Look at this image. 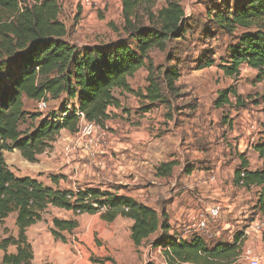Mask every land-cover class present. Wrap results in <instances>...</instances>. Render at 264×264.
<instances>
[{
	"label": "trees",
	"instance_id": "obj_1",
	"mask_svg": "<svg viewBox=\"0 0 264 264\" xmlns=\"http://www.w3.org/2000/svg\"><path fill=\"white\" fill-rule=\"evenodd\" d=\"M218 1V0H217ZM161 3L148 11V23L138 17L142 5ZM218 3V4H217ZM207 13L214 33L228 35L235 41L227 51L222 69L228 76H238L243 65L258 72L264 80V0H219ZM126 21V38L102 45L80 46L68 38L69 31L61 20L58 0H0V227L15 216L17 234L4 227L0 236L2 264H33L35 254L28 230L43 220L50 208L71 212L73 219H53V237L65 243L66 234L79 228L78 218L99 215L105 223L118 218L129 219L131 240L140 248L152 236L159 234L155 247H163L166 264H231L242 253L244 231L237 232L231 241L220 240L209 246L194 236L182 240L170 234L168 213L118 192L102 187L80 186L63 190L45 185L31 177H18L8 165L5 152L19 151L24 160L36 164L40 156L52 148L63 130L78 132L81 111L87 121L100 127L113 117L111 108L121 109V96L133 94L142 102L147 113L158 106L172 108L178 97L176 85L181 77L174 64L156 67L150 56L153 51L166 52L189 33L181 0H121ZM214 5V4H213ZM131 19H135V22ZM170 58L167 59V62ZM212 56L198 62V70L213 67ZM148 71L145 91L133 89L130 79L141 69ZM247 103L262 106L264 93L249 96L245 102L234 87L220 90L215 107L223 109L233 104ZM64 100L60 113L31 114L24 100ZM57 112V110H55ZM67 116L61 120V115ZM29 125L27 128L23 126ZM252 150L262 162V168L251 169L250 162L240 154L241 164L234 172L233 184L248 191L256 190L255 209L264 215V121ZM176 160L159 164L158 178L172 176ZM192 169L187 170L191 175ZM64 176H51L58 185ZM15 252L10 253L9 249ZM107 261L113 262L112 259ZM50 264V263H47ZM154 264V263H148Z\"/></svg>",
	"mask_w": 264,
	"mask_h": 264
},
{
	"label": "rangeland",
	"instance_id": "obj_2",
	"mask_svg": "<svg viewBox=\"0 0 264 264\" xmlns=\"http://www.w3.org/2000/svg\"><path fill=\"white\" fill-rule=\"evenodd\" d=\"M58 1L62 8L60 18L68 27V38L72 42L80 46L102 45L126 38L121 0H104L103 6L97 10L84 9L80 0ZM236 1L231 0L232 5ZM181 2L187 20L191 21L189 33L175 42L170 50L150 54L156 67L167 63L179 67L178 97L173 98L171 109L160 105L145 113L142 111L145 103L138 97L122 94V108H111L113 117L105 127H101L110 141L111 171L100 168L101 157L95 162L89 158L87 161L92 162L89 166L96 176L86 179L95 181L92 184L103 190L134 196L140 194L138 201L159 213L167 211L171 235L182 240L201 235L209 246H213L220 240L231 241L237 232L246 230L260 217L255 209L256 190L237 188L233 178L241 164L240 154L249 160L251 169L262 168L252 145L258 140L264 121L261 105L247 103L245 107L237 108L236 99L232 97L231 106L218 109L215 100L220 90L234 87L247 102L249 96L264 93V80L259 81L258 72L246 65L241 66L240 74L235 77L228 76L222 69L228 48L235 41L228 35L217 36L209 23L207 13L219 0ZM160 6L159 2L142 5L137 15L147 24L148 11L155 12ZM131 20L135 22V19ZM209 56L215 59V65L198 70V62ZM168 58L170 61L167 62ZM147 76L146 68L138 71L130 79L133 89L145 91ZM24 102L29 113L38 114L36 101L25 99ZM64 102L65 99L50 100L43 114L60 113ZM28 125L29 122L22 128ZM134 133L146 138L136 140L131 137ZM60 136L61 133L58 138ZM5 158L16 175H37L40 170L39 163L27 162L19 151L5 152ZM172 160L178 162L172 176L158 178L156 168L159 164ZM108 162L105 159V163ZM188 169L193 170L191 175L187 174ZM82 183L75 190L80 186H91L90 183ZM208 208L221 209L220 216L210 220V232L216 235L212 238L203 232L198 233L195 227L197 215ZM54 218L67 220L73 219L74 215L50 207L43 220L28 230L35 254L33 264H66L75 257L94 264L167 263L164 248L155 247L159 234L136 248L126 219L108 224L99 215L80 216L79 228L72 234H66L67 241L63 243L51 233ZM4 227L16 235L15 216H10ZM4 227H0L2 238L6 237ZM250 246L264 257V231L243 240L242 249ZM9 252L14 253L15 249L10 248ZM2 258L0 250V264ZM108 258L113 262L107 261ZM231 264L247 263L239 259Z\"/></svg>",
	"mask_w": 264,
	"mask_h": 264
},
{
	"label": "crops",
	"instance_id": "obj_3",
	"mask_svg": "<svg viewBox=\"0 0 264 264\" xmlns=\"http://www.w3.org/2000/svg\"><path fill=\"white\" fill-rule=\"evenodd\" d=\"M110 111H112V109H110ZM74 135L75 134H72L66 130L61 132V136L52 146L54 148H51L49 151H47L42 156H40L39 162H38L40 164V170L37 175L24 176L20 174L17 176L18 177H31V178H34V179H37L43 182L47 186L58 187L63 190H75L76 186L80 185L82 182L90 183L89 185H91V187H99V186H94V184H92L95 181L89 182L90 180H87L86 178L90 176V178L92 179L93 177L96 176L95 175L96 172H92L93 170L89 166V164L92 165V162L96 161V158L101 157L103 159L102 161H100V163H98L100 164V168L102 170H107V171L109 170L108 172L111 171V167H109V165L111 164V159H110V154L108 151L109 145H110L109 137L107 138V136H105L106 138L102 140L101 145L90 151L85 149L82 144H77L76 152L73 155L68 156L64 153V147L74 142ZM131 137H133L136 140L146 138V136L144 135H137L135 133ZM119 145L120 144H118V146ZM127 146L129 148H132L131 145L129 144H127ZM89 158L92 160V162L90 163H88L87 161L89 160ZM105 159L109 161L108 162L109 164L105 163ZM146 163L148 162L146 161ZM162 163H165V162H162ZM50 172L52 173L50 176L61 175V176H64L65 179H61L58 185H54L52 183L51 177L50 176L48 177ZM123 194L128 195L136 200L138 196L140 197V194L138 196H134L130 193H125V192ZM120 220H123V218H118L113 224H117L118 221ZM126 221L128 225L130 226L129 235L131 237V226L133 222L129 219H126ZM65 263L66 264H94L92 262H87V260H82L81 257H78V258L75 257L73 259L71 258L68 262L66 261Z\"/></svg>",
	"mask_w": 264,
	"mask_h": 264
},
{
	"label": "built area",
	"instance_id": "obj_4",
	"mask_svg": "<svg viewBox=\"0 0 264 264\" xmlns=\"http://www.w3.org/2000/svg\"><path fill=\"white\" fill-rule=\"evenodd\" d=\"M104 0H80V4L84 9H99L103 6ZM38 103V111L44 113L48 109V101L40 100ZM76 115L81 118L80 127L77 133L74 135V142L66 145L64 147V152L66 155H73L77 150V144H82L85 149L88 151L99 147L102 143V140L105 138L106 134L102 131L101 127L96 125L93 122L86 120L85 115L77 110ZM67 116V113L61 115V120ZM220 208H208L205 211H201L197 215L196 229L197 232H203L208 237H216L215 233L210 232V220H215L220 216ZM264 231V215L255 219L249 228L244 231V238H247L251 235L261 234ZM199 238L202 239V236L199 235ZM243 260L247 264H263L264 257L257 252L253 247H243L242 253L239 256L238 260Z\"/></svg>",
	"mask_w": 264,
	"mask_h": 264
}]
</instances>
